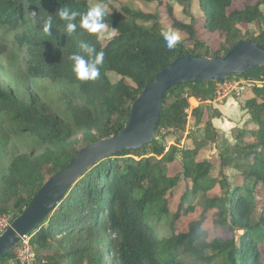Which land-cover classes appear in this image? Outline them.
<instances>
[{
	"label": "trees",
	"instance_id": "obj_1",
	"mask_svg": "<svg viewBox=\"0 0 264 264\" xmlns=\"http://www.w3.org/2000/svg\"><path fill=\"white\" fill-rule=\"evenodd\" d=\"M91 1L95 0H0V30L5 34L20 30L15 38L26 48V71L43 83L41 97L63 104V112L46 114L0 86L1 149L9 136L44 147L32 157L18 154L5 166L0 175V214L17 217L38 188L81 147L121 130L145 83L174 58L223 55L242 40L264 48V30L250 34L241 29L250 24L261 28L264 0H197L198 16L190 11L193 0H175L182 18L166 0H145L164 7L170 27L185 34L173 49L166 46L157 13L127 6L107 10L104 22L115 32L111 39L80 28L79 16L76 31L68 35L58 11L84 13ZM32 12L41 20L52 17L51 35L43 32L42 23H34ZM80 41L105 53L95 80L81 81L72 71L69 57L80 53ZM11 51L0 47V57L12 56ZM108 72L120 78L112 82ZM231 77L260 83L234 96L249 117L242 127L231 129L233 143L223 136L221 146L215 145L217 161L199 157L219 138L212 119L220 113L209 103L216 81L177 84L164 96L153 140L99 160L31 231L35 252L36 246L52 241L62 248L51 257L36 252L45 259L43 264H104L105 258L111 259L105 264H264V201L259 198L264 195V67ZM191 98L200 104L191 106ZM188 109L193 131L201 125L202 134L200 138L192 134L184 144ZM161 128L173 138L168 147L156 139ZM78 132L82 134L76 137ZM173 163L178 165L174 172ZM181 182L183 190L171 210ZM199 194L202 205L193 201ZM196 211L198 216L185 230H175L178 219ZM168 215L170 232L158 238L148 219L161 221ZM207 215L222 234L207 238L202 228ZM6 260L15 264L12 254L1 257L0 264Z\"/></svg>",
	"mask_w": 264,
	"mask_h": 264
},
{
	"label": "water",
	"instance_id": "obj_2",
	"mask_svg": "<svg viewBox=\"0 0 264 264\" xmlns=\"http://www.w3.org/2000/svg\"><path fill=\"white\" fill-rule=\"evenodd\" d=\"M256 67H264V48L250 40L237 42L223 55L174 58L155 74L153 80L145 83L132 101L121 130L81 147L64 167L38 188L28 205L0 234V258L11 255L20 238L30 234L99 160L124 149L136 150L151 142L160 121L164 96L170 88L184 82L220 81Z\"/></svg>",
	"mask_w": 264,
	"mask_h": 264
},
{
	"label": "rangeland",
	"instance_id": "obj_3",
	"mask_svg": "<svg viewBox=\"0 0 264 264\" xmlns=\"http://www.w3.org/2000/svg\"><path fill=\"white\" fill-rule=\"evenodd\" d=\"M167 2H170L175 15L179 18L184 17L182 14V9L181 6L175 1V0H166ZM98 1H91V6L97 3ZM106 10H117L121 11V7L127 6L130 7L134 10H139L142 12H150V13H157L158 19L160 20V25H161V31L164 34L167 30L171 29L173 31H176L180 34L181 40H183L185 34L170 27L169 20L167 19V13L164 7L158 6L156 2H148L145 0H107L106 3H103ZM263 12H264V6ZM190 11L193 13L194 16H198L200 13L199 10V5L197 3V0H193V3L191 5ZM140 24L145 25V22L139 20L138 21ZM241 29L245 32H249L250 34H257L260 32V30H264V18L261 22V28H257L256 26L250 24V25H244L241 27ZM15 34L19 35L20 30H16L13 32H10L9 34H5L3 31L0 30V47L1 49H12L13 55L9 54H3V57H0V86L12 90L18 98L23 100L25 103H29L32 105L33 108H35L38 111H41L46 114H56V109L60 110L63 112V104H51L46 100L45 98L41 97L40 95V89L41 85H43L42 82L39 80H35L34 78H31L28 72L26 71V65L25 62L28 58V54L26 51L25 47L19 46ZM100 39H105L108 38L106 35H99ZM7 48H4L6 47ZM6 57V59H5ZM108 78L112 82H116L120 77L112 72H108L106 74ZM240 78V77H239ZM239 78H234L235 80H239ZM260 82H255L248 80L246 87L252 86L254 84H258ZM228 97H234L232 95ZM198 102L199 100L196 99ZM193 103V100L190 101ZM234 106V105H233ZM232 105L229 106L228 108V114L233 118L234 121L235 119H241L243 116L246 114V119L249 117L247 113H244V115H241L240 111L236 108L233 107ZM218 110V109H217ZM219 111V110H218ZM220 113V111H219ZM221 114V113H220ZM230 118V117H229ZM230 118V119H231ZM244 121L240 122V127L243 126ZM193 118H190V121L187 123L185 127V132L186 138H183L182 140L184 144H186L187 141H190V136L192 134L196 135L197 137L200 138L202 134V126L199 125L197 126V129L193 131ZM82 132H78L75 134V136L81 135ZM188 134V135H187ZM219 138L217 142L215 143H209L208 146L204 149H202L199 152V157L200 158H207L211 159L214 161H217L218 155L216 153V148L215 145L221 146L223 143V134L218 131ZM228 138L226 139L229 142L233 143L234 139L231 136L230 132H228ZM170 135H168V130L161 128L158 133V137L156 139L158 140L159 143H162L164 146L168 147L169 146V140H170ZM182 143V142H181ZM171 144V143H170ZM44 150V147L39 146L34 144L30 140L26 139H14L12 136H9L7 138V141L4 142L2 149L0 147V175L3 173L5 166L18 154H25L28 156H35L39 153H41ZM178 169V165L176 163H173L171 165V171L174 172L175 170ZM216 172V170L214 171ZM227 173L230 172L229 169L226 170ZM183 182L179 184L178 190L173 196L171 200V210L175 208L179 196L183 190ZM259 198L261 201H264V195L263 193L259 194ZM194 203H197L199 205L203 204V199L201 198L200 194L194 197L193 199ZM198 216V211L195 213H190L188 216H185L183 218H180L176 221L175 223V230L180 231V230H185L187 228L188 222L192 219ZM169 220H170V215L165 217L161 221L155 220L153 216H150L148 219V222L152 225L153 231L155 235L158 238L164 237L169 234L170 232V226H169ZM202 228L206 231L207 238L210 239L216 235H220L223 233V231L219 228H217L213 223L212 220L209 218V215H207L206 220L202 224ZM57 238V237H55ZM36 252L39 255H44L47 257H51L52 255L56 254L57 252L62 251V248L58 247L55 241L50 242L49 244H44L43 246L38 245L36 246ZM183 259L185 261L191 262L192 258L183 256ZM105 261H111L110 258H105ZM2 264H11L9 260L4 261ZM111 264V263H110Z\"/></svg>",
	"mask_w": 264,
	"mask_h": 264
},
{
	"label": "clouds",
	"instance_id": "obj_4",
	"mask_svg": "<svg viewBox=\"0 0 264 264\" xmlns=\"http://www.w3.org/2000/svg\"><path fill=\"white\" fill-rule=\"evenodd\" d=\"M109 15L102 0L88 8L84 13L77 11H69L67 8H62L58 11V16L65 24V32L68 35L74 33L77 29V23L74 21L79 16V27L90 34L106 35L111 39L115 32L111 31V26L105 24V16ZM33 21L42 23V30L45 34L51 35L52 17L48 16L41 20L37 12H32ZM163 39L169 49H173L181 42V36L178 32L171 29L163 34ZM80 53L72 54L69 59L72 61V71L77 79L81 81L95 80L100 75V66L104 63L105 53L103 50L97 51L94 45L86 41H80L78 45Z\"/></svg>",
	"mask_w": 264,
	"mask_h": 264
},
{
	"label": "built area",
	"instance_id": "obj_5",
	"mask_svg": "<svg viewBox=\"0 0 264 264\" xmlns=\"http://www.w3.org/2000/svg\"><path fill=\"white\" fill-rule=\"evenodd\" d=\"M234 78L239 77H231L215 82L213 100L221 99L230 95L238 96L245 89L248 81L241 77L239 80H235ZM190 111V109L187 110L188 122L190 121ZM12 220L13 217L11 214H0V234L6 229L7 226L10 225ZM13 261L16 264H43L45 259L40 258L34 251L32 245L30 244V236L28 234L24 237H21L19 242L13 247L12 262Z\"/></svg>",
	"mask_w": 264,
	"mask_h": 264
},
{
	"label": "crops",
	"instance_id": "obj_6",
	"mask_svg": "<svg viewBox=\"0 0 264 264\" xmlns=\"http://www.w3.org/2000/svg\"><path fill=\"white\" fill-rule=\"evenodd\" d=\"M192 100H193V103L190 102L192 106H197L198 104H200L196 99L191 98L190 101ZM209 103H211V105L214 108H217L221 113L218 117H214L212 119V124L220 133L224 135L226 139H229L227 136L228 132H230L233 127L239 126L240 122L244 121L247 117L245 114V116H243L241 119H238V120L235 119L236 121H234L233 118H231V116L228 114L229 106L234 105L233 107H236L240 111L241 115H244V113L246 112L240 109L239 101L236 97L226 96L221 99L211 100ZM168 142L169 144L173 143V138L171 137Z\"/></svg>",
	"mask_w": 264,
	"mask_h": 264
}]
</instances>
